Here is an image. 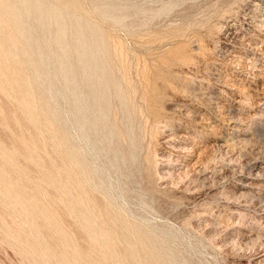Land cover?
I'll return each mask as SVG.
<instances>
[{
	"label": "rangeland",
	"instance_id": "obj_1",
	"mask_svg": "<svg viewBox=\"0 0 264 264\" xmlns=\"http://www.w3.org/2000/svg\"><path fill=\"white\" fill-rule=\"evenodd\" d=\"M43 1L90 27L94 79L37 99L0 24L35 117L0 75V264H111L94 231L113 264H264V0Z\"/></svg>",
	"mask_w": 264,
	"mask_h": 264
},
{
	"label": "bare ground",
	"instance_id": "obj_2",
	"mask_svg": "<svg viewBox=\"0 0 264 264\" xmlns=\"http://www.w3.org/2000/svg\"><path fill=\"white\" fill-rule=\"evenodd\" d=\"M45 3H47V2H45ZM45 3H44L43 0H0V24H2V26H3L2 29L3 30L8 29V26L10 27L9 30L11 29V35H9L10 37L8 36L7 33L6 34H7L8 37L5 36V37L8 38L6 40L8 42H10V44L8 43V45L11 46V48H12V50H11L12 52L10 51L8 53L9 54L10 53H13V54L15 53L17 55H21L23 64H25L26 67H28V69L32 72V75H33V77L36 80L35 82H38V84H39V87L37 89L38 90V97H37V99L40 100V98H41V100H44L45 103H47L48 101L49 102L50 101H55L54 99H55V96L56 95H54V89L55 88H53V87H54V84H55L54 82H56V80H58L59 82H61L59 84V86L62 85L65 88L64 95L62 96L64 98V100H65V96H66V93H67V94H69L67 96H70L71 102L72 101L75 102V101H77V95L75 94V91H78V90H76L74 88V86H73L75 84V82H77V81H75L74 78L76 77V78H78V81H81L82 82V84L84 85L83 88L85 86L87 88H90L91 80L94 79L93 78L94 75L91 78V74H90V69L92 67V63L93 62L92 61H88L87 59H90L92 57L91 54H90V47H91L92 44L94 45V43L96 42L95 36L92 35V31H91L90 27H88L85 22L79 21V20H77L73 16H72V18H69L66 15L61 14L60 12H58L55 9V6L56 5L52 8L51 7L52 6L51 3H48V4H51L50 6L48 4H45ZM64 11L65 10L63 9L62 12H64ZM73 18H75V19H73ZM4 26H7V27L4 29ZM3 34H5V33H3ZM1 39H0V75L6 77V81L2 80V77H0V80H2V82L4 81L3 82L4 84L7 83V85H5L4 87H8L7 89H9V90L12 89L11 86H14L15 87V89H12V90H14L13 93H11L12 90H11V92H7V93H11V94H8L9 96L12 95V97H14V96L16 97L17 95L20 94L19 91L21 92L22 97L19 96V98L16 97V99L18 98L20 100L21 98L24 97L23 98V101L20 100V101H22L23 105L21 104L22 105L21 107L19 105H17V106L20 107V109L24 110L27 113L28 117H29L28 118L29 121L32 122V123H34L35 122V117L33 116V102L31 101L32 94H30L29 91H27L24 88V85H22V81H21L22 77L19 75V72H21V70L18 67V65H20V64L19 63L18 64H15L14 62H12L13 63L12 67L11 68H8L9 67L8 64H12V63H8L5 60V55L6 54L4 53L5 51H3L4 48L2 49ZM96 39H97V37H96ZM98 45H99V43H98ZM96 47H98V46H96ZM93 52H95V51H93ZM28 53H30L31 55L35 56L36 57L35 58L36 60H34V59L32 60L31 59L32 57L30 58ZM93 56H95V55H93ZM97 57L98 56H96V59L98 60ZM4 62H6L8 64L6 65V64H4ZM96 62H94V63H96ZM73 74H75V75H73ZM98 74H100V73H98ZM103 76H106V75H103ZM98 77L101 78V74H100V76H97V78ZM98 81H100V80H98ZM98 81H96V82H98ZM24 84H25V82H24ZM82 84L79 83V85H81L80 87H82ZM8 85H10L11 88H9ZM76 85H77V83H76ZM95 85L97 86V84H95ZM99 85L97 87H99ZM103 85H101V86H103ZM1 86L2 85H0V87ZM80 87L77 86V88H80ZM61 88H63V87H61ZM94 88H96V87H94ZM90 89H88L87 95H86L85 98H88L89 100L94 101L95 98H94V95H93L92 90L90 92ZM98 89H100V88H98ZM98 89H96V90H98ZM1 90L4 91L5 89H1ZM1 90H0V92H1ZM56 90H58V89H56ZM6 91H8V90H6ZM16 91L18 93H17V95H14V93L16 94ZM30 91H32V90H30ZM81 91L82 90H80V92ZM7 93L5 92V94H7ZM8 95H6V96H8ZM82 95L83 94H81V93L79 94L78 93V97L80 98V100L82 99L81 97H83ZM57 96H59V95H57ZM104 97H103V99H104ZM11 99H13V98H11ZM60 100H63V99L60 98ZM40 102H43V101H40ZM18 103H21V102L18 101ZM80 103H81V101H80ZM99 103H101V99L99 100ZM97 104H98V102H97ZM55 105H56V103H55ZM82 106L80 105V107H82ZM42 107L44 108L43 105H42ZM54 107L55 106L52 107L53 111L52 110L50 111L51 112V115H53L54 117H60V118H62L64 120L65 117L68 118V115H70L69 111L67 113H64L63 112V115H62V112L60 111L61 112L60 113ZM104 107L106 108L107 106H104ZM82 108H84V107H82ZM102 110H106V109H102ZM73 111H75V110H73ZM103 112H106V111H103ZM106 114H107V112H106ZM42 117H44V116H42ZM11 119L12 118H10V120ZM14 120H15V118H14ZM70 120H71V118H70ZM82 120H84V119H82ZM86 120H84V121H86ZM94 120L95 119H93V121ZM25 121H26V118H25ZM2 122H3V120H2ZM6 122H4V123H6ZM24 122H22V123H24ZM69 122L70 121H68V123ZM77 122H79V121H77ZM91 123H92V121H91ZM96 123H94V125ZM62 124L64 125L65 123L63 122V123H61L59 125H62ZM81 124L78 123L77 126L80 125V128H82V125L84 123L82 125ZM89 127H90V125H89ZM93 127L94 126H92V129H93ZM96 127H98V126H96ZM78 129H79V127H78ZM102 130H105V129H102ZM94 131L95 130H93V132ZM98 131H100V133L103 132V131L101 132V129L100 130L98 129ZM60 132H62V128L61 129H55L54 130V134L57 135V136H58V134L59 135L61 134ZM59 137H61V136H59ZM59 137H58V139H59ZM63 139L66 140L65 138H63ZM80 141H81V139H80ZM96 142H97V140H96ZM26 145H28V144H26ZM63 145H64V143H63ZM29 147H31V146H29ZM104 147H107V146H104ZM68 149H70V148H68ZM30 150H32V149H30ZM97 150H99V149H97ZM107 150H105V151H107ZM94 155H96V154H94ZM28 159H29V157H28ZM82 173H84V172H82ZM69 187H71V186H69ZM81 198H83V197H81ZM30 203L31 202H29V204ZM80 204H82V200L79 198V200L75 201V206L76 205L79 206ZM107 235H110L111 236V234H107L106 232H103L102 234H96L95 231H94V232H91V234L89 235V237L91 239L90 241H92L94 244H97L98 246L104 248V258H105L104 260H106V262H109L111 264L117 263V259L114 256V253L112 252V250L110 249L111 247H110V244L108 243V240H107L108 237H107ZM98 246H95V247L98 249Z\"/></svg>",
	"mask_w": 264,
	"mask_h": 264
}]
</instances>
